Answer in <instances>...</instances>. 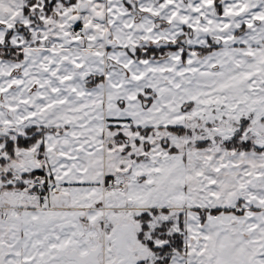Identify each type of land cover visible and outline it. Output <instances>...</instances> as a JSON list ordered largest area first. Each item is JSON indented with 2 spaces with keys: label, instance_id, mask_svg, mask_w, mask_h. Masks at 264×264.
I'll return each instance as SVG.
<instances>
[{
  "label": "snow or ice",
  "instance_id": "obj_1",
  "mask_svg": "<svg viewBox=\"0 0 264 264\" xmlns=\"http://www.w3.org/2000/svg\"><path fill=\"white\" fill-rule=\"evenodd\" d=\"M0 264H264V0H0Z\"/></svg>",
  "mask_w": 264,
  "mask_h": 264
}]
</instances>
